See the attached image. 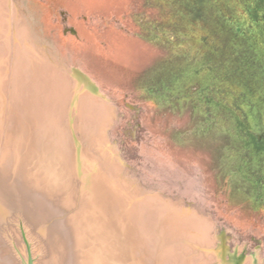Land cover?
<instances>
[{"label": "rangeland", "instance_id": "1", "mask_svg": "<svg viewBox=\"0 0 264 264\" xmlns=\"http://www.w3.org/2000/svg\"><path fill=\"white\" fill-rule=\"evenodd\" d=\"M0 12L13 46L30 45L47 67L26 77L9 58L0 75V158L10 163L16 148V175L35 173L55 201H73L83 232L119 264H166L168 250L173 264H264V0H0ZM74 68L98 94L71 106ZM50 69L68 81L57 86ZM40 100L59 120L27 116ZM88 103L106 111L102 126H91ZM52 129L56 151L44 143ZM73 135L117 190L150 208L148 228L169 205L206 225L205 239L156 232L133 242L119 212L86 215ZM55 155L57 182L45 173Z\"/></svg>", "mask_w": 264, "mask_h": 264}, {"label": "bare ground", "instance_id": "2", "mask_svg": "<svg viewBox=\"0 0 264 264\" xmlns=\"http://www.w3.org/2000/svg\"><path fill=\"white\" fill-rule=\"evenodd\" d=\"M6 21L7 17H1L0 25L2 24V29H0L3 30L4 28V31L0 30V75L3 80L6 79L5 71L9 58H11V64L13 58L15 59L18 71H25L23 75L26 77L28 71L46 70L47 67L43 63L42 65L41 62L31 56L33 55V49L30 45L25 43L23 50L21 45L13 46L11 39L8 37L9 26L8 21ZM50 73L54 76V82L57 86H62L65 81H68L54 69H50ZM15 74L17 73L15 72ZM77 82L79 86L89 87L79 76ZM1 87L7 91L6 84L1 85ZM71 91H73V88ZM72 94L70 93V96ZM83 108L88 120L97 118L96 123H92L94 126L103 124V120L106 119L104 109L89 103ZM95 109L98 110V113L100 112V115L95 114ZM10 124L12 125V123ZM17 153L15 148L10 163H4L3 159L0 158V263L119 264L114 260L115 258L119 261L124 259L122 256L103 246L102 239L97 235L93 233L88 235L83 232L84 229L82 230L76 219L78 213H72V211H75L72 210L73 201L71 204L55 201L53 197L45 192L40 177L35 173L25 174L18 170L20 176L16 175L17 172L14 169L16 168V159H18ZM67 161V172L69 174V156ZM100 185V195L103 196L101 203L106 205L108 209L114 210L113 212H119L125 218V228L130 233V237L132 235V238H142L144 235H152L157 232L156 234L158 236L163 235L167 242L173 240L178 234L192 241L202 242L205 239V233L208 230L206 225L201 228V225L198 226L194 220L185 219V213L169 205H167L166 213L160 216L156 229L151 230L145 224V213L150 208L146 205L143 206L142 202L137 203L135 200L128 199L119 189L115 188L116 191L113 195L109 190H113L114 186H110V184L101 183ZM64 188L62 186V189ZM84 200L85 196H83V202ZM62 213L66 216L65 219L61 222H55L56 216ZM156 243L152 246L157 247ZM168 251L163 257V262L173 264L167 262ZM231 258L227 264H238L241 261V259L234 256ZM135 264L142 263L136 261Z\"/></svg>", "mask_w": 264, "mask_h": 264}, {"label": "flooded vegetation", "instance_id": "3", "mask_svg": "<svg viewBox=\"0 0 264 264\" xmlns=\"http://www.w3.org/2000/svg\"><path fill=\"white\" fill-rule=\"evenodd\" d=\"M73 76H74V79H75L74 80V87H73V94H72V96H69V103H70L71 106H72L73 103L76 104V101L78 99L77 97L79 95L81 96L82 93L80 94L79 93L80 91H83L86 95L87 94H91L90 92L87 91L88 87H84L83 85H81V86L78 85V82H77L78 75L77 74H73ZM85 88H86V90H85ZM56 92H58V94L60 95V91L59 90L58 91H56V90L53 91V93H55V95H56ZM70 92H71V90H70ZM57 98L59 99V97H57ZM59 115H60V113H55V112H53V110H48L47 107H45V104H43L41 100L38 101L37 105H35L34 109H32L31 112L27 113V116L31 120H33L35 122V124H39V121H40L41 118H43V116H44V118L46 116L50 120H53V121L59 120ZM91 126L95 127L94 125H91ZM101 129L99 128V130H98L96 128V130L99 131L100 137L102 138L103 130H101ZM94 134H95V132H94ZM94 134L92 136L91 135L88 136V139L90 141L92 140V138H94ZM96 135H97V133H96ZM46 137H48V138H46L44 140L45 141L44 142L45 146H47V148L48 147L51 148V150H55V151L59 150L60 146L57 144L58 143L57 142V138L58 137H57V135H55V129H52L50 134L48 136H46ZM76 139H77V137H76ZM78 144H80V142ZM45 146H44V144H43V146H41L43 151L46 148ZM80 146H81V144H80ZM81 149H78L79 152L77 154V157H78L79 161L81 160V158H83V160L85 162L84 163L85 165L83 167H81V171L83 173L85 172L86 180H87L86 181L87 189H86V187H84V190H86V191H84V193H85V197H86L87 204H88L87 205L88 207H87V210H86V215L90 214L92 216V214L94 213V214H96L98 216L99 215L109 216L110 212H113L114 210L112 211L111 209H108L106 207V205H103L101 203V201H103V196L100 195L101 194L100 193V187H98V185H96V183H94V181H93V179H91V175H90V173L92 171L91 170V167H92L91 157H90V155L88 153V150H86V149H85V153H83V155H82L81 154V151H82ZM47 162H49L50 164H49L48 167H46V172L45 173H47L49 177L52 176L54 178L55 182H57L59 180H62V178L60 176L56 175V172H55V168H56L55 165L59 162L58 159H57V155L53 156V161H52V159L51 160L48 159ZM82 165H83V163H82ZM76 167H77V164H76ZM67 176H68V174L65 175V177H67ZM65 179H67V178H65ZM73 185H74V183H73ZM118 222L120 223V225L122 226V229L124 230L125 229V223H124V218L122 217V215H121V218L118 219ZM130 238H132V237H129L127 239L128 240H133V242H135L134 239H130ZM204 249H206V248H204ZM223 249H222V247H219V249L217 250L218 251L217 254L219 255V257H222V259L224 258V256H223L224 255L223 254L224 250ZM241 261L238 264H240ZM135 262H136V258H133V262H131V264H135Z\"/></svg>", "mask_w": 264, "mask_h": 264}, {"label": "water", "instance_id": "4", "mask_svg": "<svg viewBox=\"0 0 264 264\" xmlns=\"http://www.w3.org/2000/svg\"><path fill=\"white\" fill-rule=\"evenodd\" d=\"M72 74H77L89 86L88 87L89 89L87 88L88 92L95 94V95L98 94V91H97L95 84L91 81V79L86 74H84L83 72H81L80 70L75 69V68L72 69ZM85 90H86V88H85ZM79 93L81 94L84 92L80 91ZM74 139H75V143H76V147L74 149V158L76 159L75 163L77 164L76 170H77L78 176H81L83 174V172L81 171V167H83L85 165L84 164L85 162H84L83 158H81V160L79 161V159L77 157V154L79 152L78 149H81L82 147L80 146V144H78L79 142L76 139L75 135H74ZM81 150H82L81 154L83 155V153H85V150L83 148ZM82 163H83V165H82ZM91 164H92V167H91L92 171L90 173L91 179H93L94 183H96V185H98V187L101 186L100 185L101 183L110 184V186H114L113 190L112 189L109 190L114 195V193L116 191L115 190L116 184H115L112 176L110 174H108L107 172H103L102 170H100L97 167V164L95 162H93V160H91Z\"/></svg>", "mask_w": 264, "mask_h": 264}]
</instances>
